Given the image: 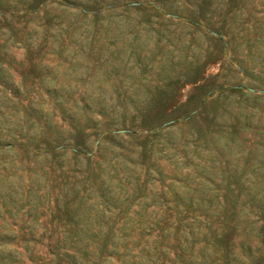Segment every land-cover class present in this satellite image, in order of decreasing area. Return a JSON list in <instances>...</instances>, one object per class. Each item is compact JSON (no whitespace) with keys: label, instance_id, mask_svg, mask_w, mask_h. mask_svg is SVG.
I'll use <instances>...</instances> for the list:
<instances>
[{"label":"rangeland","instance_id":"1","mask_svg":"<svg viewBox=\"0 0 264 264\" xmlns=\"http://www.w3.org/2000/svg\"><path fill=\"white\" fill-rule=\"evenodd\" d=\"M0 190L11 264H264V0H0Z\"/></svg>","mask_w":264,"mask_h":264},{"label":"trees","instance_id":"2","mask_svg":"<svg viewBox=\"0 0 264 264\" xmlns=\"http://www.w3.org/2000/svg\"><path fill=\"white\" fill-rule=\"evenodd\" d=\"M73 151L76 153V152H78V149L73 150ZM85 152H84V154H85ZM7 189H8V192H6V196H9L8 198L11 199L12 196L10 195V193L11 192L14 193V187L12 189V188H10V186H8ZM0 192H1V190H0ZM109 193H110V191H109ZM105 197L107 199H109L108 196H105ZM102 203H103V206L100 209H97L95 214H92V210H93L95 202L85 204V207L84 206L82 207V205H81L77 208L78 210L75 211L74 217H77V220L75 221V223H76L75 229L78 233L79 242H82L84 245L82 247H86L87 245H94L96 248L99 249V247L101 245H103V241L100 240V236H101L102 231L104 230V228H103L104 223H105V221L103 223V219L105 217L104 213L106 210L110 211V210L114 209L113 205L116 204V202H114V200L113 201L103 200ZM12 204H13L12 207H15V205H16L15 200L12 201ZM94 221H99V224L97 225L96 230L93 229V231H91L92 228H94V225H93ZM2 222H0V241L7 238V236H8L7 232L13 225V223H10V225H8V226H10V227H8V230L3 229V227H6L7 224L5 221H2ZM124 228H126L125 225H123V227H121L119 230L121 231ZM151 229L152 228H150V230ZM32 238H33V236L31 234V239ZM35 242H37V241H35ZM104 242H106V241L104 240ZM2 251H3V249H0V253H1L0 254V264H11V262H9L10 260L8 258V254H6L5 252H2ZM76 263H77V260L75 261V259H73V264H76ZM127 264H129V262H127Z\"/></svg>","mask_w":264,"mask_h":264}]
</instances>
